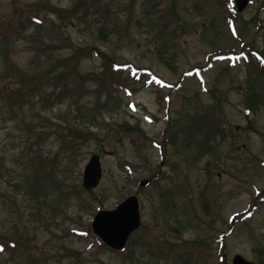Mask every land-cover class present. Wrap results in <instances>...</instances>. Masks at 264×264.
Returning a JSON list of instances; mask_svg holds the SVG:
<instances>
[{"label":"rangeland","instance_id":"obj_1","mask_svg":"<svg viewBox=\"0 0 264 264\" xmlns=\"http://www.w3.org/2000/svg\"><path fill=\"white\" fill-rule=\"evenodd\" d=\"M79 1L0 0V21L33 7L41 21L0 47V242L17 235L0 264L264 261V0L230 25L219 0H101L96 13L60 15L40 6ZM86 44L115 57L121 85L99 87L97 52L57 83L63 65H52ZM74 114L93 135L71 146L63 119ZM93 153L103 175L90 193L81 182ZM40 157L48 167L32 166ZM143 178L153 181L139 187ZM131 193L142 224L116 252L87 228Z\"/></svg>","mask_w":264,"mask_h":264},{"label":"trees","instance_id":"obj_2","mask_svg":"<svg viewBox=\"0 0 264 264\" xmlns=\"http://www.w3.org/2000/svg\"><path fill=\"white\" fill-rule=\"evenodd\" d=\"M100 1L101 0H80L79 2H77L75 4V7L73 6L69 10L58 8L56 5H53V4H50L47 2L46 3L41 2L40 6H42L43 8H47L49 11H52V12L57 13L59 15L62 12L66 13V11H68L69 13H76L78 11H82V12L86 13V12H89L90 10H92L94 13H96V12L100 11L99 8L101 9ZM219 1H220V3L226 5V9L224 11V19H225L226 23H230L232 18L233 19L237 18L239 13L236 11L234 5L232 4V0H219ZM37 3L38 2L33 3L32 6L36 5ZM36 7H38V6H36ZM34 9H35V7L31 8V11H29L25 14L23 13L21 15H17V17L14 19L16 21V24L13 21H0V45H1L0 47H1V49L3 48L4 43L10 41L13 37H16V38L21 37V35L23 34V32L25 31V29L28 26H32V25L35 26V25L41 24L39 13L32 12ZM40 10H42V9L40 8ZM102 14H104V11ZM107 29L108 28H107L106 23L104 21L100 22L98 31L104 39H105V33H106ZM71 49H72L71 52L67 56L58 58V60L55 61V63L52 65V67L55 66V68H58L59 66L63 65V69L56 72L57 77L54 76L56 78L57 83H59V81L61 82L60 79H62V76L65 75V73L66 74L67 73H78V69H77L78 62L82 57L89 56L93 52H95V53L97 52L105 58L104 60H106V63L103 64V68L100 72L101 79H100V82H98L99 87H102L104 84H109L111 86L121 85L120 84L121 81L118 78L119 77L118 73L120 72V70H118L119 69L118 68L119 63L116 61L115 57L107 56L98 47H96L94 45H90V44H86V45H82V46L73 45ZM46 75H48V74H46ZM43 76H44V74H41L40 76L36 77L37 84H35L34 86L36 87L35 88V95L37 94V96H41V91H39V86H40V82H42V80L44 79ZM72 82H75V80H73ZM53 87H54V89L58 88L57 85H54ZM62 88H63V86H60L59 90H61ZM79 94L81 95V93H79ZM53 96L56 98L55 100L57 102L60 101V99H58L59 98L58 93L53 95ZM49 97H50V95H48L47 97H42L41 100L49 101ZM250 106H253V105L249 104L248 107L250 108ZM64 118H65V119H63V123L65 124L64 129L68 133L67 136L69 139L68 140L69 145L74 146L76 139H80V138L86 139L90 135H93L92 131H90L89 128L84 129L80 126L81 124H85V122H83V118H84L83 116L74 114L70 119H68L67 117H64ZM91 120H96V117L91 116L90 121ZM126 128L130 129L131 127L129 125H127ZM73 151H74V149H73ZM40 159H42V158L40 157ZM45 161L46 160H44V159L39 160L36 164H33L32 166L34 167L37 164H42V165H44V167H46L48 162H45ZM47 167H48V165H47ZM32 169L33 168L30 169L31 172H32ZM58 182H60V181H58ZM55 188L58 191H61V186L59 184H56ZM255 202H253L254 203L253 205H256ZM244 213L245 212L239 213L237 216L234 217V219L236 217H240ZM72 231H74V230H72ZM87 231L89 234L92 235L91 230H90V226L87 228ZM15 237L17 238V235H14V237L8 238L9 243L7 241L6 242L1 241L0 247H2V248L15 247L17 245L13 241V239ZM3 240H5V235L3 236ZM100 244L103 246L102 243H100ZM258 264H264V261L260 260L258 262Z\"/></svg>","mask_w":264,"mask_h":264},{"label":"water","instance_id":"obj_3","mask_svg":"<svg viewBox=\"0 0 264 264\" xmlns=\"http://www.w3.org/2000/svg\"><path fill=\"white\" fill-rule=\"evenodd\" d=\"M237 9L242 11L249 3V0H235ZM102 176V166L100 155L92 154L86 163L82 186L86 190L95 188ZM149 179H143L139 185L147 184ZM140 208L136 195L131 194L123 199L114 209H101L96 212L92 220V229L94 233L113 249H121L135 229L140 226ZM232 264H255L243 256L236 254L233 257Z\"/></svg>","mask_w":264,"mask_h":264}]
</instances>
